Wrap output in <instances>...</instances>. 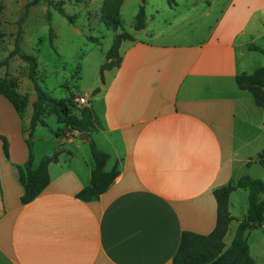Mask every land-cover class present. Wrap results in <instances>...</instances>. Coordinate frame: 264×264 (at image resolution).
Returning a JSON list of instances; mask_svg holds the SVG:
<instances>
[{"label":"crops","instance_id":"crops-1","mask_svg":"<svg viewBox=\"0 0 264 264\" xmlns=\"http://www.w3.org/2000/svg\"><path fill=\"white\" fill-rule=\"evenodd\" d=\"M212 2L193 9L203 26L195 39L168 30V19L165 26L146 19L121 40L118 65L104 70L95 92L83 93L92 96L77 110L78 132H62L46 109L45 124L33 128L34 160L59 152L47 164V184L26 203L16 165L27 156L35 91L27 80L17 84L27 95L21 116L0 93V264H170L182 230L212 229L213 188L251 163L247 147L264 131V108L234 79L264 64L247 48L261 34L264 0ZM150 6L152 17L159 6ZM35 138H45L38 152ZM88 139L118 173L97 197L82 200L75 193L89 179Z\"/></svg>","mask_w":264,"mask_h":264},{"label":"trees","instance_id":"trees-1","mask_svg":"<svg viewBox=\"0 0 264 264\" xmlns=\"http://www.w3.org/2000/svg\"><path fill=\"white\" fill-rule=\"evenodd\" d=\"M40 0H27L23 5V11L16 20V29L12 40V47L8 55L0 61L7 62L8 57L17 55L26 64V76L31 81L35 91V99L31 103V114L27 125V136L25 138L27 156L21 164L16 165L17 181L21 186L19 202L26 203L33 199L47 184V164L56 160L59 149L51 154L41 157L37 162L34 160L32 149V131L38 122L45 124L42 116L46 109L52 111L59 123L60 130L74 134L80 129V120L77 115V105L72 100L73 94L65 96L51 95L40 84L36 75L37 61L35 56L20 51L19 39L24 21L30 6L37 4ZM122 0H102L99 8L100 20L106 26L116 27L119 25L118 8ZM143 2L133 16L132 28L139 29L145 24ZM47 5H52L58 13L67 21L73 23L72 15L68 14L62 7V0H46ZM1 7V5H0ZM1 9V8H0ZM48 19V37L51 39L53 28ZM85 37L92 42H99L96 36L86 34ZM132 39V35L120 30L113 35L111 44L104 52L105 60L100 63V81H103L102 71L117 66L120 60L118 46L121 40ZM248 49L259 51L264 55V48L254 43L247 45ZM236 85L251 93L255 105L264 108V64L255 67L250 72L240 71L234 76ZM98 87L93 88L95 92ZM0 93L3 94L13 105L17 115L21 116L27 103V95L17 90V83L7 76H0ZM89 156L91 168L87 184L82 186L75 196L82 200L97 197L113 181L118 173L115 165L106 169L108 154L100 149L91 139H88ZM6 154V144H3ZM254 160L264 166V148L255 155ZM242 188L246 191L245 214L237 221L232 238L227 246H224L222 238L227 230L229 221L233 218L228 210L229 193ZM215 199V221L212 229L207 233H199L190 230H182L179 235L178 244L171 256L170 264H257L249 253L245 232L258 226L264 219V181L258 177L241 174L235 179H229L212 190Z\"/></svg>","mask_w":264,"mask_h":264},{"label":"rangeland","instance_id":"rangeland-1","mask_svg":"<svg viewBox=\"0 0 264 264\" xmlns=\"http://www.w3.org/2000/svg\"><path fill=\"white\" fill-rule=\"evenodd\" d=\"M101 1L62 0L61 7L72 15L73 23L61 16L52 5H47L46 0H40L37 4L29 7L21 25L22 32L19 47L21 52L35 56L37 79L51 95L58 97L69 93L73 95L83 94L84 92L89 93L91 88L96 87L101 82L99 66L105 60L104 52L111 44L113 35L120 30L129 33L134 31L132 28L133 16L141 0H124L118 8L119 25L116 27L106 26L100 20L99 8ZM174 1L175 3L171 0H144V15H147L146 18L144 16V21L147 19V23L157 24L159 22L160 25L165 26V19H168L170 21L168 30H188L189 33H184L187 39L199 37L203 26L201 23H196L201 12L199 13V11L193 9L202 7L207 0ZM221 1L214 0L212 3L214 6H219ZM256 2L257 0H243L245 6L254 5ZM23 3L24 0H0V61L8 55L12 47L16 20L22 13ZM152 3H155L159 8L156 15L151 17L149 12ZM4 4H9V9H6V12L4 10L1 12ZM47 12L49 13L50 25L54 31L51 39H49L47 32ZM259 31H261V34L253 42L264 48V22L259 24ZM86 34L96 36L99 42L89 41L85 37ZM164 38H166V34ZM252 53V55H255L256 62L264 58V55L259 51L255 50ZM26 68L27 64L17 55H13L8 57L5 64L0 65V76H7L22 86L25 84V80L31 82L26 76ZM104 70L102 74H104ZM91 96L89 94V98ZM80 107L81 104H78L77 109H80ZM46 120L52 127L58 125L52 113L47 115ZM39 129L46 131L44 127ZM248 132L253 133V130ZM38 135L40 136V134ZM32 138L33 131L31 140ZM43 142H45V138H35L34 145L37 152L42 147ZM260 144H264V131L254 138L251 145L247 147V153L252 160L249 165L240 166L239 175L248 174L264 181V166H260L254 160L257 154L255 150L258 146H261ZM242 193L246 194V191L242 188H236L229 193L228 210L233 218L228 223L227 230L222 238L224 246H227L232 238L236 227V219L241 218L244 214L246 200L243 199ZM263 230L264 228L261 226H255L245 232L249 251L257 260L264 259Z\"/></svg>","mask_w":264,"mask_h":264},{"label":"built area","instance_id":"built-area-1","mask_svg":"<svg viewBox=\"0 0 264 264\" xmlns=\"http://www.w3.org/2000/svg\"><path fill=\"white\" fill-rule=\"evenodd\" d=\"M88 99H89V95L87 94H78V95H73L72 97V100L76 105L87 103Z\"/></svg>","mask_w":264,"mask_h":264},{"label":"water","instance_id":"water-1","mask_svg":"<svg viewBox=\"0 0 264 264\" xmlns=\"http://www.w3.org/2000/svg\"><path fill=\"white\" fill-rule=\"evenodd\" d=\"M79 138H86L87 137V135H86V133L85 132H79L78 133V135H77Z\"/></svg>","mask_w":264,"mask_h":264}]
</instances>
